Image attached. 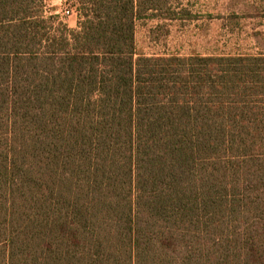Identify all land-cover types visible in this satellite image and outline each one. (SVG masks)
Returning a JSON list of instances; mask_svg holds the SVG:
<instances>
[{"label":"trees","instance_id":"16d2710c","mask_svg":"<svg viewBox=\"0 0 264 264\" xmlns=\"http://www.w3.org/2000/svg\"><path fill=\"white\" fill-rule=\"evenodd\" d=\"M167 0H0V264H264V55L147 56Z\"/></svg>","mask_w":264,"mask_h":264},{"label":"rangeland","instance_id":"374dc122","mask_svg":"<svg viewBox=\"0 0 264 264\" xmlns=\"http://www.w3.org/2000/svg\"><path fill=\"white\" fill-rule=\"evenodd\" d=\"M167 1L159 11L137 21L139 53L182 57L264 55V0ZM45 14L71 29L79 26L75 0H45Z\"/></svg>","mask_w":264,"mask_h":264},{"label":"built area","instance_id":"2783aa9c","mask_svg":"<svg viewBox=\"0 0 264 264\" xmlns=\"http://www.w3.org/2000/svg\"><path fill=\"white\" fill-rule=\"evenodd\" d=\"M68 13H70V11L68 10Z\"/></svg>","mask_w":264,"mask_h":264}]
</instances>
